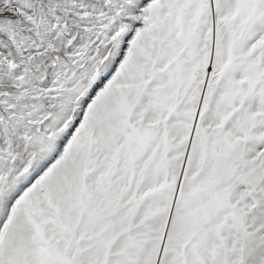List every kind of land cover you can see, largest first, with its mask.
<instances>
[{
	"label": "snow or ice",
	"instance_id": "1",
	"mask_svg": "<svg viewBox=\"0 0 264 264\" xmlns=\"http://www.w3.org/2000/svg\"><path fill=\"white\" fill-rule=\"evenodd\" d=\"M0 264H264V0H0Z\"/></svg>",
	"mask_w": 264,
	"mask_h": 264
}]
</instances>
